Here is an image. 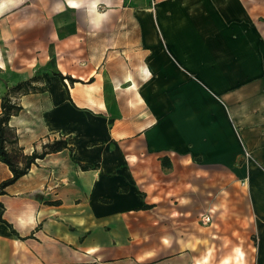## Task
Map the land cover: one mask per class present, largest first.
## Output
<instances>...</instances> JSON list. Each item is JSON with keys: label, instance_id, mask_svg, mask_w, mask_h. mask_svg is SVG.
<instances>
[{"label": "crops", "instance_id": "0c3cea01", "mask_svg": "<svg viewBox=\"0 0 264 264\" xmlns=\"http://www.w3.org/2000/svg\"><path fill=\"white\" fill-rule=\"evenodd\" d=\"M74 2L27 19L55 71L9 124L25 154L68 146L0 195L27 238L0 228L38 264H264V23L241 0Z\"/></svg>", "mask_w": 264, "mask_h": 264}, {"label": "rangeland", "instance_id": "374dc122", "mask_svg": "<svg viewBox=\"0 0 264 264\" xmlns=\"http://www.w3.org/2000/svg\"><path fill=\"white\" fill-rule=\"evenodd\" d=\"M43 1L2 0L3 9L0 10V112L2 97H10L14 100L26 94L39 92L43 86V74L55 71L51 62L46 59L44 47L39 44L35 45V37L27 35L28 29L33 27V25H28L27 19L36 16L37 12L39 16H44ZM241 1L245 7L244 16L251 17L258 23H264V0ZM34 76L37 78L32 82V86L23 85L15 88L18 83L31 80ZM14 101L18 102V99ZM7 136L9 137L6 142L8 149L11 150L19 166L23 167L24 153L17 145L16 130L8 129ZM0 264L38 263L37 258L28 250L23 240H19L15 235L6 233L0 228Z\"/></svg>", "mask_w": 264, "mask_h": 264}, {"label": "trees", "instance_id": "16d2710c", "mask_svg": "<svg viewBox=\"0 0 264 264\" xmlns=\"http://www.w3.org/2000/svg\"><path fill=\"white\" fill-rule=\"evenodd\" d=\"M57 74L60 75L63 80L66 77L70 78V80L73 82L78 80L77 78H74L72 76H65L61 72H58ZM36 78L37 76H34L31 80L22 81L18 83L15 88L17 89L23 85L32 86V82ZM43 87L44 86H41L40 91L43 89ZM1 108L2 110L0 112V160L9 166L13 175L0 182V195L5 193L4 188L7 185L15 182L19 177L26 174L29 171L31 165L36 162L37 158H43L48 152L58 151L68 146L67 140L63 137L55 138L53 141L45 142L43 144V150L41 152H39L38 150H34L31 154L24 153L25 164L23 167H20L19 163L14 159V156L11 154V150L8 149L6 142H8L9 140V137L7 136V130L13 128L12 126H10L9 120L13 114H18L20 112V110L22 109V105L18 102H15L10 97L4 96L2 97ZM4 210L5 205L0 200V221L5 223L10 228L11 232L15 235H18L21 239L27 238L20 236L14 225L9 220L3 217Z\"/></svg>", "mask_w": 264, "mask_h": 264}, {"label": "built area", "instance_id": "2783aa9c", "mask_svg": "<svg viewBox=\"0 0 264 264\" xmlns=\"http://www.w3.org/2000/svg\"><path fill=\"white\" fill-rule=\"evenodd\" d=\"M156 0H151V4L154 5ZM212 220V215L210 213H203L202 214V221L203 222H210Z\"/></svg>", "mask_w": 264, "mask_h": 264}, {"label": "clouds", "instance_id": "9594fccd", "mask_svg": "<svg viewBox=\"0 0 264 264\" xmlns=\"http://www.w3.org/2000/svg\"><path fill=\"white\" fill-rule=\"evenodd\" d=\"M98 2V0H97ZM70 6L72 7H79L80 5L75 3L74 0H70ZM93 7H95V4H93ZM3 9V3H2V0H0V10Z\"/></svg>", "mask_w": 264, "mask_h": 264}]
</instances>
